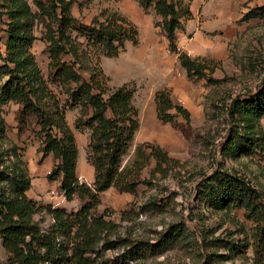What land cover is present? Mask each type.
<instances>
[{
  "label": "rangeland",
  "instance_id": "1",
  "mask_svg": "<svg viewBox=\"0 0 264 264\" xmlns=\"http://www.w3.org/2000/svg\"><path fill=\"white\" fill-rule=\"evenodd\" d=\"M184 1L192 18L177 31V47L206 62L210 66L207 75L216 80L214 84L206 78L186 77L177 55L169 52L160 28L154 26L158 17L152 10L144 12L135 0H91L89 4L75 0L72 6V14L85 24L109 10L126 16L138 30L135 45L127 42L117 56L99 60L109 87L128 84L135 90L133 105L139 127L123 165L132 161L136 147L143 143L160 146L175 160L172 167L161 169L150 159L140 171V179L146 183H140L133 194L120 193L114 187L100 194L95 214L107 225L96 235L95 247L104 258H111L137 242L156 243L172 228L179 231L178 240L127 264H264L263 252L255 251V225L244 211L210 206L200 188L204 179L221 171L244 177L264 195V156L233 155L225 144L230 129L244 125L230 114L233 101L255 93L264 80V16L244 19L249 9L264 5V0ZM14 8L10 0H0V52L5 50L9 11ZM44 31L42 22L36 23L31 53L46 75ZM160 89H167L172 101L188 111V121L181 116L174 124L159 121L154 94ZM12 104L3 106L0 113L4 122L1 165L29 177L31 187L26 194L36 204L78 210V198L66 201L58 182L46 179L54 161L51 156L40 161L35 127L18 130L15 116L12 121L13 113L16 115ZM77 116L78 109L66 112L72 128ZM259 127L264 135V117ZM74 131L79 148L77 175L80 182L90 185L93 168L87 161V132ZM32 219L42 231L52 223L45 210L34 213ZM110 241L114 247L105 249ZM7 257L0 241L1 264H8Z\"/></svg>",
  "mask_w": 264,
  "mask_h": 264
},
{
  "label": "trees",
  "instance_id": "2",
  "mask_svg": "<svg viewBox=\"0 0 264 264\" xmlns=\"http://www.w3.org/2000/svg\"><path fill=\"white\" fill-rule=\"evenodd\" d=\"M89 4L91 0H84ZM144 11L152 10L167 41L189 80H216L207 75L210 66L191 58L177 47V31L192 18L184 0H135ZM5 50L0 52V113L2 107L18 105V130L32 125L40 141V161L51 156L54 164L46 174L58 182L66 201L78 198V210L40 206L27 196L29 177L12 173L0 163V241L8 254V264H127L139 255L163 250L178 240L179 231L169 228L156 243L137 242L123 254L104 258L96 249V235L107 225L95 214L100 194L111 187L133 194L140 183V171L150 159L156 167H172L175 160L160 146L138 145L132 161L123 165L139 127L133 105L134 88L128 84L109 87L100 57H115L127 42L136 44L138 30L126 16L103 10L89 24L72 14L75 0H10ZM33 6V8H32ZM264 16V5L253 7L244 19ZM45 27L42 40L47 54V73L43 75L31 48L36 40L34 27ZM63 97V99H61ZM157 118L174 124L178 116L189 120L188 111L175 104L167 89L154 94ZM78 109L73 128L66 112ZM231 116L244 122L242 129H230L226 147L233 155L264 156V135L259 121L264 117V80L255 93L235 99ZM0 115V132L4 130ZM74 130L88 133L87 161L93 168L90 185L77 175L78 145ZM201 192L216 209H242L256 228L255 251L264 254V195L244 177L217 171L200 183ZM45 210L52 223L42 231L33 221L37 211ZM114 247L113 241L105 249ZM257 247V248H256ZM259 250V251H258ZM1 264V262H0Z\"/></svg>",
  "mask_w": 264,
  "mask_h": 264
},
{
  "label": "crops",
  "instance_id": "3",
  "mask_svg": "<svg viewBox=\"0 0 264 264\" xmlns=\"http://www.w3.org/2000/svg\"><path fill=\"white\" fill-rule=\"evenodd\" d=\"M10 104V103H9ZM12 104V103H11ZM10 108L11 109H13L14 110V112H16V110H17V108H18V105L17 104H12L11 106H10ZM13 117H12V121H14V113H13V115H12ZM67 119V118H66ZM68 122V121H67ZM69 124V123H68ZM70 125V124H69ZM74 134H75V138H76V141H77V136H76V132L74 131ZM85 136H86V140H87V142H88V133H85ZM78 145V144H77ZM78 150H79V148H78ZM78 161H79V154H78Z\"/></svg>",
  "mask_w": 264,
  "mask_h": 264
}]
</instances>
